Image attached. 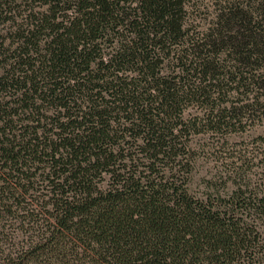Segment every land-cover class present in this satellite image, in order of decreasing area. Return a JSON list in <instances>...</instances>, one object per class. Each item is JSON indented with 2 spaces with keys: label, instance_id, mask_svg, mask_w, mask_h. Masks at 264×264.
<instances>
[{
  "label": "trees",
  "instance_id": "1",
  "mask_svg": "<svg viewBox=\"0 0 264 264\" xmlns=\"http://www.w3.org/2000/svg\"><path fill=\"white\" fill-rule=\"evenodd\" d=\"M201 4L0 0L3 264H264V172L192 188L264 107V0Z\"/></svg>",
  "mask_w": 264,
  "mask_h": 264
},
{
  "label": "rangeland",
  "instance_id": "2",
  "mask_svg": "<svg viewBox=\"0 0 264 264\" xmlns=\"http://www.w3.org/2000/svg\"><path fill=\"white\" fill-rule=\"evenodd\" d=\"M213 0H199L201 7L209 10L210 2ZM254 2L256 0H248ZM257 111L251 112L244 128L228 134L201 133L193 138L192 146L196 152L197 166L192 182V188H200L201 178L217 179L224 177L226 172H231L234 168L241 167L245 174L253 180L261 178L264 172V107L258 105ZM246 120V119H244ZM4 225V226H3ZM11 222L1 221L0 223V264L11 248L10 241L4 237L9 230L14 229V223L9 228ZM10 233V232H9ZM13 237L16 246L22 240L20 231ZM2 234V235H1ZM25 235V234H24ZM25 238V237H24ZM25 242V240H24Z\"/></svg>",
  "mask_w": 264,
  "mask_h": 264
}]
</instances>
